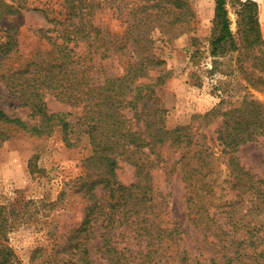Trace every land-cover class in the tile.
Returning <instances> with one entry per match:
<instances>
[{
  "label": "trees",
  "instance_id": "1",
  "mask_svg": "<svg viewBox=\"0 0 264 264\" xmlns=\"http://www.w3.org/2000/svg\"><path fill=\"white\" fill-rule=\"evenodd\" d=\"M96 2L65 0L59 17L52 16L54 10L35 8L51 25L39 30L47 48L37 50L21 65L14 61L20 54L14 28L9 27L0 40V84L29 110L32 120L12 118L0 109V146L10 139L12 127L38 137L61 131L69 147L86 137L91 146L86 167L93 173L79 179L77 186L87 203L85 217L69 239L68 262L98 264L94 255H100L108 264H167L175 258L180 264H264V176L247 170L235 155L264 138V102L247 94L239 104L224 109L223 101L196 116L194 122L200 120L203 129L194 123L168 129L161 91L172 71L154 53L151 32L159 23L172 26L182 21L188 14L187 3L166 0L165 7L163 1L142 6L173 16L163 20L159 12L147 13L126 21L120 34L104 33L96 25ZM215 5L208 48L211 73L228 60L234 67L231 74L238 71L253 90L264 93L258 3L215 0ZM20 8L0 1V22L19 14ZM87 42L96 46L95 52L100 50L102 60L121 54L128 61L116 75L92 72L88 57L77 50ZM49 97L80 109L77 122L69 119L70 113L52 112ZM213 121L216 127L208 135L205 129ZM166 144L186 151L177 164L194 235L165 219L169 204L154 187L152 170ZM217 147L230 156L223 188L228 194L220 199ZM120 159L136 169V179L128 186L117 179ZM98 187H102L101 195L96 193ZM12 214L8 206L0 205V238L9 229ZM13 256L0 241V264H13Z\"/></svg>",
  "mask_w": 264,
  "mask_h": 264
},
{
  "label": "rangeland",
  "instance_id": "2",
  "mask_svg": "<svg viewBox=\"0 0 264 264\" xmlns=\"http://www.w3.org/2000/svg\"><path fill=\"white\" fill-rule=\"evenodd\" d=\"M22 6L19 14L4 17L0 22V40L5 31L13 27L18 41V58L14 61L23 64L39 49L47 44L40 37L39 30L51 27L43 13L35 8L54 10L52 16L59 17L60 4L65 0H0ZM99 4L95 15L96 25L104 33L122 34L127 22L153 12L165 20L172 13L165 10H144L156 2L166 0H96ZM245 1V0H244ZM259 6V20L264 37V0H253ZM188 14L172 26L158 24L151 32L154 40V53L165 61L164 67L172 71V77L161 91L166 113L167 128L193 124L197 129L202 122L194 118L204 115L225 101L223 107L239 104L245 95L264 102V93L253 90L242 74L235 71L231 62L222 60L220 69L213 70L208 48L212 35L215 15V0H184ZM173 16V14H172ZM170 16V18L172 17ZM88 17V16H87ZM181 17V16H177ZM233 30H236L235 16L232 15ZM174 18L176 16L174 15ZM172 20V19H171ZM127 21V22H126ZM91 42L82 43L78 52L88 57L86 63L92 72H107L116 75L128 61L126 56L114 54L111 58L101 59V52H95ZM198 52L199 54H195ZM233 66V65H232ZM158 75V71L152 74ZM50 110L55 113H70L69 119L75 124L80 109L71 108L53 97L47 98ZM0 109L12 118L31 122L29 110L9 95L0 84ZM204 124V122H203ZM216 127L215 121L206 127L208 135ZM204 128V127H203ZM200 128V129H203ZM161 160L152 170L156 192L168 202L165 219L177 223L191 235L195 230L189 221L185 201V184L178 172V161L185 150L162 146ZM219 159L218 198H226L225 181L229 177V155L216 148ZM240 163L259 177L264 176V138L256 144L243 146L236 154ZM91 156V146L85 137L76 147H69L63 141L61 131L52 136H32L25 131L12 127L10 139L0 146V205L8 206L13 213L9 229L1 243L11 248L13 264H71L67 246L72 232L79 228L85 217L86 201L77 192L79 179L84 178L92 168L86 167ZM117 179L123 185H130L136 179L135 167L120 159L116 170ZM102 193V187L96 190ZM161 201V199H160ZM191 241V240H190ZM192 242V241H191ZM175 256V250L172 251ZM98 264H108L100 255H94ZM167 264H180L179 259H169Z\"/></svg>",
  "mask_w": 264,
  "mask_h": 264
}]
</instances>
